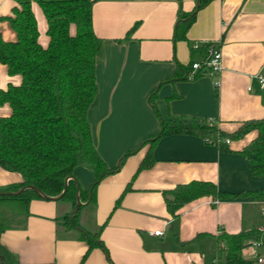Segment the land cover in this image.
<instances>
[{
	"label": "crops",
	"instance_id": "1",
	"mask_svg": "<svg viewBox=\"0 0 264 264\" xmlns=\"http://www.w3.org/2000/svg\"><path fill=\"white\" fill-rule=\"evenodd\" d=\"M197 2L94 1L93 27L103 38V53L96 61L99 90L88 119L95 145L110 166L156 133L164 117L212 121L217 129L211 139L234 132L245 120L264 117V90L258 82V74L264 72V0H210L199 8L187 35L194 44L209 42L219 48L222 69L185 78L189 43L175 39V32L180 12L193 10ZM14 5V0H0V36L7 40L16 38L6 19ZM32 9L39 41L46 45V17L36 1ZM201 59L195 55V61ZM20 81L21 75H10L0 63V88ZM10 111L8 103L0 106V114ZM256 134L253 130L232 138L223 147L197 134L162 136L153 147L155 162L136 175L148 145L127 156L117 171L101 180L96 201L83 204L79 216L90 231L104 224L100 237L108 254L94 247L84 257L88 243L76 231L59 230V218L74 207L64 198H32L24 227L6 230L2 240L18 264H212L216 235L222 229L264 228V201L251 195L201 196L182 206L174 218L163 191L191 180H209L231 192L263 187L264 177L251 174L241 151ZM74 176L83 188L95 178L85 165H78ZM18 180V172L0 166V185ZM130 182L131 189L116 205ZM159 229L162 235L151 234ZM257 253L254 245L243 249L246 257Z\"/></svg>",
	"mask_w": 264,
	"mask_h": 264
},
{
	"label": "trees",
	"instance_id": "2",
	"mask_svg": "<svg viewBox=\"0 0 264 264\" xmlns=\"http://www.w3.org/2000/svg\"><path fill=\"white\" fill-rule=\"evenodd\" d=\"M12 12L6 16L16 32L14 40L0 36V63L7 66L10 75H21L19 83L9 82L0 88V106L8 103L11 111L0 114V166L20 174V180L0 185V191H17L27 184H34L44 193L60 194L67 178L74 175L78 165L93 170L95 178L87 188L81 187L82 201H96L97 187L108 174L118 170L127 156L148 145L138 169L149 168L155 162L153 147L162 136L174 133H191L209 138L217 128L203 119L193 121L187 118L164 117L160 129L135 148L128 149L118 165L110 166L98 151L88 112L95 100L99 86L96 77V61L103 53V38L93 27V4L95 0H14ZM32 1L42 8L47 20L48 43L39 41V29ZM210 0H198L191 11H181L176 26L175 39L189 43L191 58L183 65L188 78L200 54L203 61L209 56V42L198 46L189 40V27L195 20L196 11ZM197 70L194 77L206 74ZM264 90V87H263ZM257 131L241 150L248 158L252 175L264 177V117L248 119L231 133H220L213 142L221 147L226 138H242L251 131ZM134 175V176H135ZM131 189V182L117 199ZM78 192L77 182L68 180L64 199H70L73 206ZM165 203L172 217L177 218L180 208L201 197L214 199L238 198L251 195L257 201H264V186L240 192L223 191L209 180H191L178 183L163 191ZM34 197H41L35 190L27 188L17 195L0 194V264H18L11 250L3 242L6 230L22 228L27 222L29 203ZM71 217V211L61 216L59 230L76 231L78 238L88 243L87 253L94 247L108 249L100 237V226L96 231L84 228L79 221L81 208ZM199 237V235L197 236ZM217 256L212 264H256L264 254V228L253 226L238 232L222 229L216 235ZM255 245L256 257H246L243 249ZM84 259V258H83Z\"/></svg>",
	"mask_w": 264,
	"mask_h": 264
},
{
	"label": "built area",
	"instance_id": "3",
	"mask_svg": "<svg viewBox=\"0 0 264 264\" xmlns=\"http://www.w3.org/2000/svg\"><path fill=\"white\" fill-rule=\"evenodd\" d=\"M199 44H194V46H198ZM204 68L208 74H217L222 69V52L219 48L209 47V56L205 58L203 61H195L192 64V70L188 73V77H194L197 70ZM258 82L259 85L264 87V72L258 74ZM212 123V121H209ZM206 141H211V139L206 138ZM225 141L227 143L230 142L229 138H226ZM264 216V208L261 210ZM153 235H162V230H154L151 231ZM255 246V245H254ZM258 262H264V254H261L258 257ZM215 263V260L213 261Z\"/></svg>",
	"mask_w": 264,
	"mask_h": 264
},
{
	"label": "water",
	"instance_id": "4",
	"mask_svg": "<svg viewBox=\"0 0 264 264\" xmlns=\"http://www.w3.org/2000/svg\"><path fill=\"white\" fill-rule=\"evenodd\" d=\"M71 178L74 179L77 182V186H78L76 203H75L73 209L71 210V217H72L77 212V210L80 208L81 205H83V204H85V203L90 201V199H88L86 202L82 201L81 195H80L81 185H80L79 180L74 175L69 176L67 178V181H66V184H65V187H64L63 191L60 194L55 195V196H51V195H48V194L44 193V191H42L39 187H37L34 184H27V185L21 187L20 189H18L17 191H12V192L0 191V194L17 195V194L21 193L22 191H24L25 189L31 188V189L35 190L41 197H43L45 199L58 200V199H62L64 197V195H65V193H66V191L68 189V180L71 179Z\"/></svg>",
	"mask_w": 264,
	"mask_h": 264
},
{
	"label": "rangeland",
	"instance_id": "5",
	"mask_svg": "<svg viewBox=\"0 0 264 264\" xmlns=\"http://www.w3.org/2000/svg\"><path fill=\"white\" fill-rule=\"evenodd\" d=\"M211 140H213V139H211ZM139 144H140V143H138L137 145H135V147H137ZM123 154H124V153L121 154L120 159L123 157ZM120 159L118 160V162L120 161ZM72 209H73V208H72ZM83 210H84V206H82L80 214L82 213ZM79 216H80V215H79ZM89 224L92 226V223H91V222H89ZM73 232H74V231H73Z\"/></svg>",
	"mask_w": 264,
	"mask_h": 264
}]
</instances>
